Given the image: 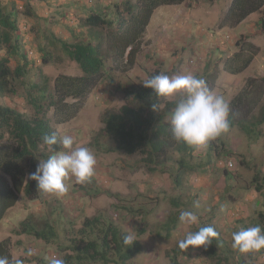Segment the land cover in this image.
<instances>
[{
  "label": "rangeland",
  "instance_id": "obj_1",
  "mask_svg": "<svg viewBox=\"0 0 264 264\" xmlns=\"http://www.w3.org/2000/svg\"><path fill=\"white\" fill-rule=\"evenodd\" d=\"M121 1L124 0H0L5 15L15 10L18 30V34L10 35L11 47L0 42V59L7 58L12 70L24 66V60L27 63L24 75L13 83L14 93L0 95V105L31 116L35 110L30 97L36 98L40 106L46 105L37 86L45 80L53 86L60 75L81 76L78 66L51 42L58 37L69 42L81 41L73 38L78 31L89 37L92 32L82 24L90 13L101 12L105 21H114V6ZM231 2L197 0L192 8H161L149 33L143 35L134 65L118 59L116 52L109 49V41L102 44L104 66L99 81L74 118L59 124V116L54 117L52 110L44 108L59 135H70L74 146L92 150L97 160L95 175L85 184L70 177L66 181L69 191L62 197L41 190L35 202L19 196L16 205L0 221V242L10 241L13 259L21 258L24 264H49L53 258L72 256V240L77 245L79 240L85 241L79 234L84 220L98 217L128 232L132 240L140 243V253L127 264H264V250L240 253L232 247L234 231L264 226V193H257L250 186L251 177L264 161V136L248 138L233 123L228 133L217 138L219 156L207 144L189 158L188 169L179 170L175 163L179 154L170 149L172 160L157 166L155 172L149 171L142 155L108 153V144L103 143L105 137L99 138L98 145L94 141L104 128L103 116L126 104L127 93L140 86L154 70L169 77L193 73L204 78L209 88L212 85L215 93L225 94L229 103L240 91L248 89L253 104L247 118L260 116L264 107V34L260 28L263 12L248 16L236 27L222 26ZM199 21H203L200 26ZM114 27L106 25L92 30L98 39L115 31ZM220 28L225 29L217 31ZM226 36L229 40L225 45L217 46V41ZM241 38L255 45L258 53L241 74L229 75L223 71V64L239 51L236 43ZM240 44L243 46L242 41ZM42 45L51 55L47 64L41 60ZM258 86L262 87L261 92ZM175 100L169 97L163 103ZM169 113L163 118L166 122ZM260 132L264 134V124ZM42 153L45 158L39 159L38 164L51 155L48 148ZM242 159L247 163L244 168L239 163ZM185 210L197 214V224L187 225L179 220ZM25 220L35 228L47 222L54 229V238L46 243L20 233V224ZM169 220L175 225L166 234L162 226ZM206 226L219 233L212 252L203 246L187 250L179 247L187 233ZM29 249L32 255L26 256Z\"/></svg>",
  "mask_w": 264,
  "mask_h": 264
},
{
  "label": "trees",
  "instance_id": "obj_2",
  "mask_svg": "<svg viewBox=\"0 0 264 264\" xmlns=\"http://www.w3.org/2000/svg\"><path fill=\"white\" fill-rule=\"evenodd\" d=\"M196 1L138 0L133 2L124 0L114 6L116 14L114 21H105L102 14L97 12L96 14L91 13L86 18L82 25L90 29L89 33L92 32L89 37L82 36L81 31H78L73 38L81 41L69 42L67 38L58 37L56 41L51 42V45L57 44L65 56L78 66L81 76L60 75L54 80L53 86H49L46 80L42 86H37L40 98L46 101V105L40 106L36 98L30 97L29 102L33 104L35 110L31 116L0 105V221L16 205L21 194L29 202L38 200L39 189L36 181L28 179V176L35 172L38 166L37 161L45 158L42 150L48 146L43 143V137L53 132L58 134L51 126L46 112L52 110L54 117L59 116L57 119L59 124L71 120L78 114L87 95L99 81L104 66L102 44L109 41L108 47L116 52L118 59H125L126 63L132 66L154 11L159 7L175 5L192 8L196 5ZM258 12H263L260 18V28L264 34V0H232L221 24L236 27L248 16ZM15 17L14 9L5 15L0 6V42L4 41L8 47H11L8 44L10 35L18 34ZM106 25L113 27L115 25V31L105 34L98 40L92 29H102ZM242 39L236 43L239 51L224 62L223 71L229 75L241 74L258 53L255 45ZM241 41L243 46L240 44ZM39 51L42 62L47 64L51 59L50 53L46 51L44 45L39 47ZM24 61V66H17L12 70L8 66L7 58L0 59L1 96L14 93L13 83L21 79L26 69L27 63L26 60ZM159 74H161L160 71L154 70L148 78ZM251 83L254 82L251 81ZM210 89L212 90V87ZM257 90L261 92L262 87L258 86ZM127 94L126 104L117 112H109L103 116L104 128L94 140L95 144L98 145L100 137H105L106 141L104 140L103 143L108 144V148H105L108 153L119 152L128 156L142 155L143 162L149 167L150 172H155L157 166L170 162L172 157L169 152L173 149L179 154L175 162L178 169H188L189 158L193 157L197 148L183 142H176L171 135L170 123L163 120L164 116L174 108L175 102L163 103L165 97H156L152 90L145 88L143 84ZM251 95L248 89H243L230 101L231 113L234 115L230 114L229 119L230 126L236 123L248 138L257 139L264 136L260 132V127L264 124V107L258 118H247L253 104L250 99ZM68 99H72L73 102L69 103ZM153 104L158 105L157 110H153ZM161 105H163L162 109ZM216 141L217 139L211 141L208 148H214V153L219 156L215 147ZM55 149L62 150L59 144L55 146ZM239 163L243 168L247 165L243 159ZM226 172L224 171L225 175ZM250 186L255 192L264 193V161L251 177ZM174 225L175 222L169 220L162 226V229L168 234ZM20 233L33 236L46 243L54 238V229L47 222H44L43 226L41 224L40 228H35L25 220L20 224ZM79 234L85 237V241L79 240L77 245L72 240L70 249L73 255L64 257L65 264L98 262L127 264L141 251L138 241L131 239L132 243L124 242L125 237H129L128 232L122 231L102 218H86ZM218 239L213 240V243L208 246L210 252L213 251L212 247ZM0 254L12 257L9 240L0 242Z\"/></svg>",
  "mask_w": 264,
  "mask_h": 264
},
{
  "label": "clouds",
  "instance_id": "obj_3",
  "mask_svg": "<svg viewBox=\"0 0 264 264\" xmlns=\"http://www.w3.org/2000/svg\"><path fill=\"white\" fill-rule=\"evenodd\" d=\"M228 40L226 36L224 40L217 41V46L225 45ZM142 84L151 89L156 97L176 98L175 106L169 113L171 135L176 142L201 148L229 132L232 114L230 104L225 94L215 93L212 85L211 90L204 78L193 73L172 77L159 74L144 80ZM152 108L157 110L158 105L153 104ZM43 143L48 146L51 155L40 160L35 172L28 176V179L36 181L39 190L62 197L69 191L66 181L70 177H74L78 184L91 182L97 164L92 150L86 146H74V139L70 135H58L56 132L45 135ZM57 144L62 150L55 149ZM179 220L187 225H195L198 216L193 211L185 210L180 213ZM218 238L219 233L214 227H200L197 231L187 233L179 241V247L187 250L203 246L206 249ZM232 241V247L240 253L264 250V228L260 225L241 228L232 233ZM124 242L132 243L130 237H125ZM25 255L31 256V249ZM0 264H24V260L0 254ZM49 264H65V261L53 258Z\"/></svg>",
  "mask_w": 264,
  "mask_h": 264
},
{
  "label": "crops",
  "instance_id": "obj_4",
  "mask_svg": "<svg viewBox=\"0 0 264 264\" xmlns=\"http://www.w3.org/2000/svg\"><path fill=\"white\" fill-rule=\"evenodd\" d=\"M180 6H181V5L170 6V7H180ZM163 7H165V6H163ZM163 7H159V8H157V9L155 10L153 16L151 17V20H150V22H149V25H148L147 28H146L145 35L149 33V29L151 28V23H152V21H153L154 16H155V15L157 14V12H158L161 8H163ZM91 13H95V12H91ZM91 13H90V14H91ZM97 13L101 14V12H97ZM95 14H96V13H95ZM202 22H203V21H199V22H197V25L200 26ZM172 29H173V28H172ZM224 29H225V28H220V29H218L217 31H223ZM173 31H174V30H173ZM177 32H178V30H177ZM177 32H175L174 35H176ZM233 53H234V52H233Z\"/></svg>",
  "mask_w": 264,
  "mask_h": 264
},
{
  "label": "built area",
  "instance_id": "obj_5",
  "mask_svg": "<svg viewBox=\"0 0 264 264\" xmlns=\"http://www.w3.org/2000/svg\"><path fill=\"white\" fill-rule=\"evenodd\" d=\"M229 167H231L232 165L231 164H228Z\"/></svg>",
  "mask_w": 264,
  "mask_h": 264
}]
</instances>
